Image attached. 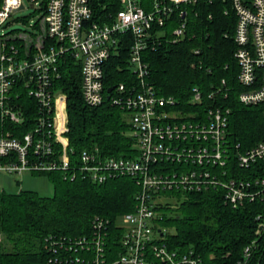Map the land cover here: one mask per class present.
<instances>
[{"label":"built area","instance_id":"obj_1","mask_svg":"<svg viewBox=\"0 0 264 264\" xmlns=\"http://www.w3.org/2000/svg\"><path fill=\"white\" fill-rule=\"evenodd\" d=\"M29 1L33 6L39 2ZM196 1L151 0L147 10L145 0H119L121 9L111 14L109 20L98 21L93 18L91 0H50L43 19L32 27L34 33L4 34L0 38V157L9 159L0 163V175L64 170L71 172L72 179L81 174L97 183L131 176L140 186L135 209L119 219L123 227L119 252L107 248L111 220L96 217L91 236L62 235L49 239L47 249L51 257L47 264H200L201 256L194 249L179 252L162 241L158 222L163 214L155 208L156 192L223 187L226 202L234 208L258 198L264 200V176L222 177L226 172L222 173L221 168L230 156V109L210 108L196 121H179L180 113L169 108L176 106L177 100L158 94L148 81L150 72L143 52L156 41L152 39L155 25L164 26L180 4ZM232 6L238 17L234 33L240 67L238 80L249 88L239 98L246 105L264 103V0H232ZM24 7L23 0H0V27ZM180 14L183 19L173 31L174 41L187 28L186 11L181 9ZM128 35L129 64L135 80L119 82L108 91L104 83L105 64ZM31 38L34 41H29ZM15 40L25 43L24 55ZM31 42L34 51L30 53ZM67 52L81 62L83 97L88 105L97 106L105 97H112V104L131 114L139 149L135 158L105 156L93 147L85 148L79 163L71 164L67 94L57 85L61 78L59 57ZM22 89L36 100L37 106L29 131L20 137L14 135L7 123L19 125L26 120L19 100ZM200 100L201 91L194 87L192 102ZM261 158L264 140L238 154L239 165L246 168ZM162 162H178L183 167L154 166ZM188 166L191 168L186 169ZM257 219L261 230L264 215L259 214ZM249 254L247 247L246 255Z\"/></svg>","mask_w":264,"mask_h":264},{"label":"trees","instance_id":"obj_2","mask_svg":"<svg viewBox=\"0 0 264 264\" xmlns=\"http://www.w3.org/2000/svg\"><path fill=\"white\" fill-rule=\"evenodd\" d=\"M49 1L41 3L43 15ZM145 2L144 7L150 10L151 0ZM91 5L93 18L98 21L109 20L122 7L119 0H91ZM181 9L186 11L187 28L174 41L173 31L183 19ZM237 20L232 0L180 4L164 26L155 25L152 39L156 41L144 50L143 59L149 67L148 81L157 93L177 100L176 106L169 107L180 113L177 120L196 121L210 108L230 109L227 128L230 156L227 165L221 168L222 173L226 172L222 177L254 179L264 176V158L246 168L239 165L238 154L264 140V103L246 105L239 98L249 88L238 80L240 67L234 39ZM127 38L105 64L106 89L135 80L129 64V35ZM15 42L24 55L25 43ZM58 64L61 78L57 85L67 94L71 164L79 163L82 151L93 147H98L105 156L135 158L139 149L131 114L112 104V97H105L97 106L85 102L81 62L72 53L61 55ZM194 87L201 91L198 102H192ZM19 100L26 120L23 124L7 125L13 128L14 135L21 137L31 127L37 103L24 89ZM54 158H58L57 153ZM8 161L7 157H0V163ZM156 165L183 167L178 162ZM32 173L47 176L54 194L43 196L28 189L0 191V264H47L51 257L47 249L49 239L62 235L91 236L96 217L111 220L107 248L119 252V234L123 232L119 219L135 209L140 188L135 178L120 176L97 183L81 174L72 179L71 172L64 170ZM155 205L163 214L158 228L169 249L179 252L194 249L201 256L200 264H264V228L260 230L257 219L259 214L264 215V200L258 198L234 208L226 202L223 187H211L201 191L156 192Z\"/></svg>","mask_w":264,"mask_h":264},{"label":"rangeland","instance_id":"obj_3","mask_svg":"<svg viewBox=\"0 0 264 264\" xmlns=\"http://www.w3.org/2000/svg\"><path fill=\"white\" fill-rule=\"evenodd\" d=\"M23 1L25 7L16 10L9 21L0 27V38H3L4 34L13 36L24 32L34 33L32 27H35V25L37 23L39 24L43 19L44 15L41 9V3L44 0H39L38 4L33 8L29 0ZM29 41H34V38H31ZM29 46L31 53L34 51L32 42ZM31 48L33 49L31 50ZM0 187L9 192H19L22 189H28L36 190L43 196H52L54 194V186L47 176H38L31 172L23 175L1 173ZM119 222H121V220Z\"/></svg>","mask_w":264,"mask_h":264},{"label":"water","instance_id":"obj_4","mask_svg":"<svg viewBox=\"0 0 264 264\" xmlns=\"http://www.w3.org/2000/svg\"><path fill=\"white\" fill-rule=\"evenodd\" d=\"M31 7L33 8L34 6H33V5H31ZM111 90H112V88H109V89H108V91H111Z\"/></svg>","mask_w":264,"mask_h":264},{"label":"crops","instance_id":"obj_5","mask_svg":"<svg viewBox=\"0 0 264 264\" xmlns=\"http://www.w3.org/2000/svg\"><path fill=\"white\" fill-rule=\"evenodd\" d=\"M26 173H29V172H25L24 174H26Z\"/></svg>","mask_w":264,"mask_h":264}]
</instances>
